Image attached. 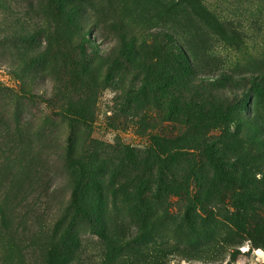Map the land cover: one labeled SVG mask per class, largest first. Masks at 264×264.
I'll return each mask as SVG.
<instances>
[{"label": "rangeland", "instance_id": "rangeland-1", "mask_svg": "<svg viewBox=\"0 0 264 264\" xmlns=\"http://www.w3.org/2000/svg\"><path fill=\"white\" fill-rule=\"evenodd\" d=\"M170 36L202 92L244 101L242 126L264 140V0H0V264H48L68 246L79 264H264V148L220 165L231 183L202 165L187 198L185 165H120L124 146L178 131L136 109L149 69L122 53L132 41L154 62Z\"/></svg>", "mask_w": 264, "mask_h": 264}, {"label": "trees", "instance_id": "trees-1", "mask_svg": "<svg viewBox=\"0 0 264 264\" xmlns=\"http://www.w3.org/2000/svg\"><path fill=\"white\" fill-rule=\"evenodd\" d=\"M147 48L139 49L134 42L129 41L122 49L123 56L130 63H141L149 69L145 72L147 74L142 84L138 89H132L130 94L136 98L137 110L147 112L154 109L163 112L165 120L174 124L178 131L174 133L170 130L164 135L158 133L150 135L149 147L143 151L124 146L119 149L120 165H129L132 173L137 165L141 169L144 165L150 173L156 172L155 166L159 169L162 165H185L184 183L179 194L186 198L190 195L189 180H193L198 186L202 184V182L198 184L202 165H209L221 171L219 176L226 180V183H231V179L223 169L221 170L220 165H246V161L254 153V147L264 148V140L261 138L263 129L251 118L245 122L244 127L242 126L245 120H242L237 110L241 111L244 101L240 102V105L237 103L232 105L227 101L217 103L209 99L205 91L202 92L201 89H206L205 84L209 83L204 84L200 81L201 77H198L199 74L190 56L175 38L170 36L165 43L157 45L158 57L154 62H150V56L143 53ZM87 63L90 64L85 61V64ZM86 69H89V66ZM221 79L205 77L203 80L220 83ZM83 112L79 113L76 122L80 123ZM216 128L222 130L221 140L211 134ZM230 156L234 159L232 163L227 162ZM71 159L72 157L70 161ZM71 162L72 165H89L83 163L81 158L76 161L77 163L74 158ZM112 162L113 159L111 162L105 160L103 165H111ZM166 170L170 173L169 176L174 175L169 167ZM92 173L93 170L89 172L88 177L95 180ZM131 182L133 179L129 178L122 181L120 188L123 190L130 187ZM169 188L171 186H165V190ZM208 200L210 197H207V203ZM48 264L79 263L72 258L68 246L58 256L50 258Z\"/></svg>", "mask_w": 264, "mask_h": 264}]
</instances>
